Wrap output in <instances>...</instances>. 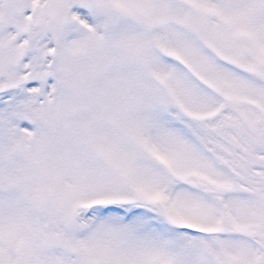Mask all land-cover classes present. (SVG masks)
<instances>
[{"label":"snow or ice","instance_id":"obj_1","mask_svg":"<svg viewBox=\"0 0 264 264\" xmlns=\"http://www.w3.org/2000/svg\"><path fill=\"white\" fill-rule=\"evenodd\" d=\"M0 264H264V0H0Z\"/></svg>","mask_w":264,"mask_h":264}]
</instances>
